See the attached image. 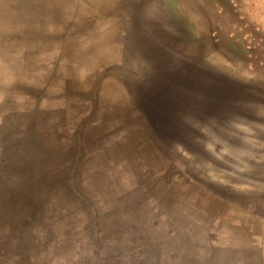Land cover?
<instances>
[{
	"label": "rangeland",
	"instance_id": "374dc122",
	"mask_svg": "<svg viewBox=\"0 0 264 264\" xmlns=\"http://www.w3.org/2000/svg\"><path fill=\"white\" fill-rule=\"evenodd\" d=\"M200 208H264V0H0V264H220Z\"/></svg>",
	"mask_w": 264,
	"mask_h": 264
},
{
	"label": "crops",
	"instance_id": "0c3cea01",
	"mask_svg": "<svg viewBox=\"0 0 264 264\" xmlns=\"http://www.w3.org/2000/svg\"><path fill=\"white\" fill-rule=\"evenodd\" d=\"M200 209L217 236L209 251L224 255L220 264H264V208Z\"/></svg>",
	"mask_w": 264,
	"mask_h": 264
}]
</instances>
